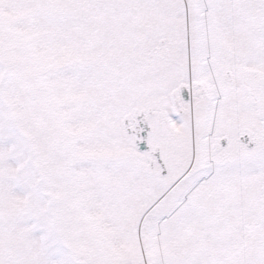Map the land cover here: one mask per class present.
<instances>
[{"label":"snow or ice","instance_id":"obj_1","mask_svg":"<svg viewBox=\"0 0 264 264\" xmlns=\"http://www.w3.org/2000/svg\"><path fill=\"white\" fill-rule=\"evenodd\" d=\"M0 264H264V0H0Z\"/></svg>","mask_w":264,"mask_h":264}]
</instances>
